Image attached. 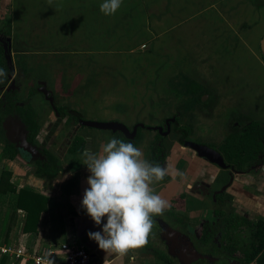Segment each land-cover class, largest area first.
<instances>
[{"label": "rangeland", "instance_id": "obj_1", "mask_svg": "<svg viewBox=\"0 0 264 264\" xmlns=\"http://www.w3.org/2000/svg\"><path fill=\"white\" fill-rule=\"evenodd\" d=\"M140 3L144 1L132 0L138 22L126 25L128 33L124 37L119 36L118 39L122 37L120 45L111 43L113 47H120V50L126 52L129 50V42L130 48H135L140 41H147L152 37L145 28L144 9L138 11L136 8ZM170 3L173 6L171 9L177 11V14L160 29H172L162 35L165 42L162 45L159 42L158 48L152 51L117 56L110 54L111 51L107 52L106 46H100L98 40L87 42L88 44L83 40L77 46L78 54L66 57L48 53L51 49L55 50V47L49 46L45 41H24L25 46L27 49H43L46 53L36 55L41 60H63L57 61L54 66L50 63L47 68L43 63L40 65L51 83L67 80L55 84L58 101L61 105L71 103L74 110L78 109L85 118L106 119L119 115L126 122L142 119L155 124L156 120L164 119L182 104L185 98L183 93L187 89L186 76H202V81H206L205 84L210 89H217V95L224 103L218 109L213 108L211 113L196 112V124L189 120L185 126L189 131L196 126L195 131L200 132L201 137L204 135L211 138L213 144H219V140L223 141L228 132L227 126L224 127L228 124V119L225 121L223 114H226L225 109L229 105L234 104L232 102L233 104L228 105L227 101L232 98H237L235 102H239V98L244 96L243 101L247 100L248 106H252L249 112L255 117L262 115L260 119L264 118V58L261 52L264 0H170ZM125 6L130 8L126 4ZM122 8L121 4L119 11L125 10ZM181 20L182 24L175 27V23ZM136 66L143 68L144 73L138 72L139 67L136 69ZM61 84H67L64 86L66 88H62ZM100 85L103 88H98ZM184 101L186 102L182 106L188 111L194 101ZM235 108L242 110L240 105ZM219 119H223L220 121L224 123L219 125ZM137 124L140 122L135 125ZM83 129L89 133L103 132L110 137L114 135L110 130L87 126ZM214 134H217L216 138ZM195 135L193 139H201L198 133ZM0 139L3 143L2 138ZM168 139L174 141L176 138L170 134ZM253 151L256 150L251 147V153Z\"/></svg>", "mask_w": 264, "mask_h": 264}, {"label": "crops", "instance_id": "obj_2", "mask_svg": "<svg viewBox=\"0 0 264 264\" xmlns=\"http://www.w3.org/2000/svg\"><path fill=\"white\" fill-rule=\"evenodd\" d=\"M142 1L144 3L138 4L136 8L138 11L144 9L143 13L146 16L147 25L145 28L152 37L147 41H140L135 48H130L131 43L129 42V50L126 52L120 50V47H113V45L121 44L122 37L118 38L120 35L124 37L128 33L125 29L126 25L131 26L138 22L132 0H123L122 9L125 10L122 12L119 11L121 10L119 8L111 16L101 13L99 6L102 0H83L81 2L80 0H51V3L49 0H0V23L10 26L14 41L18 38L26 42L29 40L32 42L45 41L48 45L56 44L55 50L47 51L52 53L51 55H76L78 54L77 46L83 40L86 43H93L98 40L100 46H106L107 52L111 51L110 54L117 56L136 54L137 51L144 53L147 50L157 49L159 42L161 45L165 42L162 35L166 31H171L172 28L164 30L160 27L166 26L174 18L173 15L177 14V11L171 9L173 6L170 0ZM125 4L130 8H127ZM182 21L175 23V27L182 24ZM113 40L116 42L114 43ZM110 45L111 47H109ZM143 45L146 46L143 47ZM154 45L155 48H153ZM27 50L36 55L46 53L43 49L37 48ZM137 67L139 66H136V69ZM142 70L143 68L139 67L138 72L144 73ZM93 88H97V86ZM98 88H103V86L100 85ZM83 104H81L82 107ZM73 108L75 107L73 106ZM50 111L48 113L51 115L48 114L49 117L45 123L41 124L38 143L47 145L49 150L58 157L61 170L57 177L48 179L37 174V163L29 164L18 156L14 159L4 158L0 160V184H3L0 186V244L7 246L25 244L29 253H36L49 248H57L60 244L69 242L85 246L92 254V264H167L166 260L157 257L150 248L149 242L146 246L130 250L128 255L121 257L115 253L107 255L99 249L94 240L88 237L89 231H101L102 225H95L81 207L84 190L88 187L86 178L90 173L87 166L83 164V152L71 153L69 151L71 143L78 134H81L86 141L85 149L98 152L100 146L107 143L111 138L115 137L121 140L122 137H119L118 133L120 132H111L114 134L112 137L103 132H84V126L78 122L74 121L68 125V116H57L53 114L52 110ZM86 119L118 120L125 123L129 128H133L136 123L144 121L136 119L126 122L119 115L106 119L88 117ZM155 135L156 132H150V129L142 130L140 142L134 144L142 150L144 158L149 161L152 155L150 143ZM3 148L4 144L0 139V153ZM173 152L175 155L172 159L170 174L174 178L165 179L153 185L156 192L166 199L171 206L174 197L183 191L182 187L180 189V183L186 184L187 178L185 179V177L190 169L187 165L188 158L183 155V150L181 152L176 146ZM190 161L193 167L192 173H194V166L201 165L193 176L199 175L206 182L208 171L211 169L205 168L203 165L205 160L196 154H192ZM188 163L190 165V162ZM5 169H8L11 175L1 183V176ZM177 171L183 175L176 174ZM263 199L260 198L262 202H264ZM104 222H106V218ZM132 257H134V261L131 260ZM1 259L3 264H32L31 261L24 258H16L2 252H0V262Z\"/></svg>", "mask_w": 264, "mask_h": 264}, {"label": "flooded vegetation", "instance_id": "obj_3", "mask_svg": "<svg viewBox=\"0 0 264 264\" xmlns=\"http://www.w3.org/2000/svg\"><path fill=\"white\" fill-rule=\"evenodd\" d=\"M8 27L10 26L7 24L0 25V37H3V42L0 41V47L6 61L5 72L7 73L6 76L0 77V130L3 131L0 138H2L4 145L3 139L5 138L7 142L11 143L6 133L8 130L4 126L7 125L10 130H13L15 125H17L14 117L17 116V119H21L27 129L28 139L39 145L36 139L41 129L33 137V131L30 129L23 112H28V109H31L40 124H44L49 115H51L48 113L51 112L50 110H52L53 114L61 116L58 110L65 107L66 116H70V112L74 110L71 106L72 104L61 105L55 93V84L67 80H60L61 82L52 81L51 83L50 78L42 71L40 65V63H43V66L47 65V68L50 63L54 66L57 61L61 62L63 60L60 61L61 58L59 60L53 58L48 62L46 60H49V58L41 60L35 53L27 50L26 41H21L18 38L14 41L12 32L10 34L6 32ZM2 33L5 35H1ZM9 37L11 38L10 40H8ZM5 44H8V47L11 46L10 54L14 63L12 78H9L11 69L6 59ZM52 45L56 47V44ZM69 66H72L71 63ZM190 75L193 78L186 76L187 89L183 93V96L185 95L184 99L194 101L195 95L199 98L193 102L194 104H191L193 105L191 109L186 111L183 108L182 104L186 102L183 99L181 106L179 105L176 111L162 120H156L155 124L154 122L142 121L145 124L144 127H141L143 128L142 130L150 129V132H156L155 137L151 140L150 147L152 153L156 146L158 147L156 160L167 170V175L162 181L174 178L170 172L172 170V159L175 155L173 151L176 146L181 152L183 150V155L187 156L186 158L189 160H187V165L190 169L185 177V179L187 178L186 184L182 185V182L180 183V189L182 187L183 191L174 197L172 206L163 215H158V217L167 220L174 229L188 235L196 251L204 256L197 257L190 262L184 261L185 264H262L259 260L264 254V202L260 200V198H264V118L260 119L262 115L255 117L249 112L252 106H248L247 100L243 101L245 99L243 96L239 98V102L243 101L241 104L235 102L237 98L227 101L229 102L228 105L234 104L229 105L225 109L226 114H223L225 121L228 119V124L224 125V127L227 126L228 132L223 141L219 140V144H213L211 142L212 139L204 135L201 137L200 132L195 131L196 126L189 131L185 124L190 122L189 120L196 124V112L211 113L222 106L223 104L221 103H224L217 95V89H210L205 84L206 81H202V76L198 78L197 76L194 77L193 74ZM66 85L64 84L62 88H66L64 87ZM181 85L183 87V83ZM79 87L81 88L82 85ZM92 87H96V85H92ZM196 87L197 90L195 91ZM7 88H11V90L8 91ZM42 88L49 89V96H54L55 108L42 91ZM247 95H249V92H247ZM247 95L245 96L247 97ZM167 104L166 106L169 105ZM236 105H240L243 111L240 109L236 110ZM154 106L156 107V105ZM78 113H80L79 110ZM180 117H182V120H180ZM83 118L85 117L83 116ZM74 121L80 124L79 114L77 118H74ZM223 123L220 121L219 125ZM213 131L222 132L223 130L213 129ZM253 132H259L256 134L257 145L252 142ZM139 133L140 140L141 129ZM196 133L200 135V140L192 138ZM170 134L175 136L176 139L174 141L168 139ZM137 135L134 139L137 138ZM119 137L127 138L123 133H120ZM214 137L216 138L217 134H214ZM230 137L234 144L230 147V150L225 151L223 145L227 143ZM139 140L138 142H140ZM189 141L207 144L215 148L223 156L224 166L218 163H210L206 160L203 163L206 169H211L208 171L206 182L199 175L193 176L201 165L194 166V173H192L191 169L193 170V167L191 166L190 156L192 154L198 156V154L191 146L186 144ZM251 147L256 151L251 153ZM41 148L43 152L44 144H42ZM188 162H190V165ZM195 167H197L196 171ZM159 234L160 226L155 221L152 233L148 239L153 252L160 259H163L161 256L165 254L169 258V261L166 260L167 264H182L178 257L169 254L168 247L161 240ZM179 243L175 242L176 248L181 247L184 249L183 244Z\"/></svg>", "mask_w": 264, "mask_h": 264}, {"label": "clouds", "instance_id": "obj_4", "mask_svg": "<svg viewBox=\"0 0 264 264\" xmlns=\"http://www.w3.org/2000/svg\"><path fill=\"white\" fill-rule=\"evenodd\" d=\"M122 2L102 0L99 9L111 16ZM6 75L0 68V77ZM82 156L90 175L81 207L95 225H102L101 231H89L88 237L107 255L123 257L130 250L146 246L154 216L163 215L171 207L153 187L167 175L166 168L145 159L133 143L116 138L102 144L98 152L85 149ZM176 174L183 175L178 171Z\"/></svg>", "mask_w": 264, "mask_h": 264}, {"label": "water", "instance_id": "obj_5", "mask_svg": "<svg viewBox=\"0 0 264 264\" xmlns=\"http://www.w3.org/2000/svg\"><path fill=\"white\" fill-rule=\"evenodd\" d=\"M5 35V34H1ZM2 36L0 37V41H2ZM11 38L9 37L8 40ZM3 42V41H2ZM6 49V59L9 68L11 69V73L9 74V78H12L13 71H14V63L12 61V57L10 54L11 46L8 47V44H5ZM261 50L264 54V35L261 40ZM8 91L11 88H7ZM42 91L45 95L50 99V101L54 105V96H49L50 90L46 88H42ZM78 113V112H77ZM79 114V123L81 126L93 127L100 130H110L113 132H120L125 134L128 139H134L137 135V131L139 127H144V123H140L135 125L132 129L129 128L125 123L118 121V120H110V121H97V120H90L83 118V115ZM16 121L13 130H10L7 125H5V129L8 130L7 137L11 143L15 144L16 149L18 150V157L24 159L29 164H36L38 160L45 159V155L42 152V144L38 143L39 145L34 144L28 139L27 129L24 126V123L21 119H17V116L14 117ZM38 142V138L36 139ZM192 149L197 152L198 156L206 160L210 163H218L224 166V159L223 156L217 151L215 148L208 146L207 144H198L195 142H187ZM44 148H48V146H44ZM157 221L158 225L160 226V238L162 241L165 242V245L168 247V252L172 256L178 257L182 264H185L184 261L190 262L195 260L197 257H204L202 254H199L193 246L192 240L186 234L174 229L167 220L160 218L158 216L154 217V222ZM181 241V242H180ZM175 242H180L179 244H183L184 249L181 247L176 248ZM187 242V243H186ZM180 251H178V250ZM195 255V256H194Z\"/></svg>", "mask_w": 264, "mask_h": 264}, {"label": "trees", "instance_id": "obj_6", "mask_svg": "<svg viewBox=\"0 0 264 264\" xmlns=\"http://www.w3.org/2000/svg\"><path fill=\"white\" fill-rule=\"evenodd\" d=\"M6 32H8L9 34L11 33V28L8 27L6 29ZM263 58H264V54H262ZM0 68L2 69H6V61H5V58L3 56V53H2V49L0 47ZM194 86H200V85H194ZM197 90V87L195 89V91ZM197 99H199L197 97V95L194 96V102L197 101ZM60 112V115L61 116H66V109L65 107H62L61 110H58ZM33 111L31 109H28V112H23L25 115V118H26V121L27 123L29 124L30 126V129H32V134H33V137L38 133V131L42 128L41 124L39 122H37L36 120V115L35 113L33 114L32 113ZM78 111L76 110H73L70 112V116L68 118V121H67V124H71L72 122H74V118L78 116ZM72 115V116H71ZM2 131V130H0ZM140 131V130H139ZM259 133V132H253L252 134V142L253 144H256L257 143V139H256V134ZM3 134V131L0 132V136ZM119 136H120V133H118ZM139 137H140V133L138 132V135H137V138L136 139H127L125 137H122V141L124 142H131L133 144L137 143L138 140H139ZM4 140V148L2 150V152L0 153V160L4 159V158H11V159H14L18 156V152H17V149L15 148L14 144L12 143H9L7 142V139H3ZM85 138L81 135V134H78L73 142L71 143V146H70V149L69 151L71 153H81L83 152V150L85 149ZM234 144V142L232 141V138H228L227 140V143L223 145V149L225 151H228L230 150V147H232ZM158 149V147L156 146V148L153 150V153H152V156H151V159L150 161L154 164L158 163L157 160H156V150ZM43 153L45 155V159L43 160H38L37 161V164H38V169H37V174H40L48 179H52V178H55L59 175V172L61 170V167L59 166V162H58V157L55 156V154L53 152H51L49 149L47 148H43ZM11 175L10 171L8 169H5L2 173V176H1V183H3V181L5 179H7V177ZM3 184H0V186H2ZM21 192V191H19ZM18 206V205H17ZM30 213V212H28ZM26 225H27V222H26ZM165 256V257H164ZM164 260H167L169 261V258H167V256L164 254L161 256ZM3 259V258H2ZM1 259V262L0 264H3V260ZM262 264H264V254H262L260 260H259Z\"/></svg>", "mask_w": 264, "mask_h": 264}, {"label": "built area", "instance_id": "obj_7", "mask_svg": "<svg viewBox=\"0 0 264 264\" xmlns=\"http://www.w3.org/2000/svg\"><path fill=\"white\" fill-rule=\"evenodd\" d=\"M0 252L16 258H24L32 264H92L93 261L92 254L85 246L69 242L62 243L57 248L36 253H29L25 244H19V246L0 244Z\"/></svg>", "mask_w": 264, "mask_h": 264}]
</instances>
